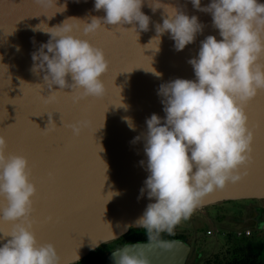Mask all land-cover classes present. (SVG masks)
<instances>
[{"label": "water", "instance_id": "obj_1", "mask_svg": "<svg viewBox=\"0 0 264 264\" xmlns=\"http://www.w3.org/2000/svg\"><path fill=\"white\" fill-rule=\"evenodd\" d=\"M57 2L58 6L66 2L67 10L49 19L57 9H42L33 0H0V136L7 141L6 155L28 159L31 181L37 188L31 216L37 240L50 237L43 243L55 246L62 264H76L129 230L142 228L136 221L146 209L144 204L155 202L140 193L149 175L142 134L152 114L162 120L166 115L159 86L176 78L195 80L188 61L198 57L207 36L222 37L211 14L196 10L191 0H144L142 11L150 17L148 31L137 32L130 29L132 25L124 26L129 29L105 25L85 34L83 21L70 20L67 23L79 25L73 35L103 49L109 61V70L101 77L106 94L74 102L75 93L65 89L49 102L43 73L36 75L31 70L32 53L49 40V35L34 29L47 31L48 26L59 25L68 17L90 23L91 16L105 15L103 10L94 11L95 0ZM210 3L201 0L202 6ZM150 6L160 8L153 13ZM173 7L197 16L204 25L202 33L182 51L175 50L169 33L163 34L160 44L152 40L155 24L173 14ZM53 88L58 90V86ZM245 112L254 135L252 159L241 167L239 182L206 194L196 210L219 203L264 200V91L246 104ZM126 116L133 119L135 131L122 119ZM81 120H87L88 127L74 135L68 125ZM47 125L48 130L42 131ZM137 136L141 140L132 143ZM4 206L6 201L0 197V208ZM112 214L108 220L103 218ZM76 223L81 226L70 230ZM13 228L14 223L0 220L4 234ZM255 230L264 232V224ZM3 233L0 246L11 239ZM167 242L173 243L171 249L160 248L158 242H135L118 249L128 248L130 254L143 251L151 264H185L189 245L181 240ZM112 252L101 264H114Z\"/></svg>", "mask_w": 264, "mask_h": 264}, {"label": "clouds", "instance_id": "obj_2", "mask_svg": "<svg viewBox=\"0 0 264 264\" xmlns=\"http://www.w3.org/2000/svg\"><path fill=\"white\" fill-rule=\"evenodd\" d=\"M33 2L45 10L57 9L49 19L67 10L66 2L59 6L57 0ZM191 3L196 10L211 14L222 39L207 36L201 42L198 57L188 61L195 80L176 78L159 86L158 95L162 97L166 115L163 120L157 114L146 119L147 130L142 136L149 175L140 193L141 196L146 193L155 202L148 203L136 224L146 229L150 241H157L165 231L172 234L174 227L192 215L206 194L242 179L240 169L252 159L254 139L245 106L264 91V3L259 0H211L207 6H202L201 0ZM143 6L144 0H95L94 11L103 10V17L91 16L90 23L68 17L59 25L48 26L47 31L34 29L49 35V40L31 55L32 72L43 73V85L50 90L46 100L54 101L65 89L75 93L74 102L106 94L101 77L108 72L109 61L103 49L73 35L79 25L68 21H83L85 34L105 25L125 29H129L125 25H132L130 29L137 32L148 31L150 17L142 11ZM151 8L155 13L160 7ZM173 8L175 12L163 17L162 24H155L156 35L152 40L160 44L163 34L169 33L175 50L182 51L202 33L204 25L197 16ZM53 86H58V90ZM122 119L132 131L136 130L132 118ZM68 127L79 135L88 127V121L81 120ZM41 130L47 131L48 125ZM141 138L135 137L132 143ZM7 147L5 137L0 136V197L6 201V206L0 208V220L14 223L10 233H3L11 239L0 246V264H62L55 246L40 243L33 230L31 216L37 188L31 181L28 159L23 155H6ZM158 246L171 249L173 243L158 241ZM112 256L114 264H151L143 251L130 254L128 248L117 249Z\"/></svg>", "mask_w": 264, "mask_h": 264}, {"label": "rangeland", "instance_id": "obj_3", "mask_svg": "<svg viewBox=\"0 0 264 264\" xmlns=\"http://www.w3.org/2000/svg\"><path fill=\"white\" fill-rule=\"evenodd\" d=\"M257 201L260 205H264V200L219 203L197 209L188 219H182L174 227L173 234L182 236L189 244L190 253L185 264H223L233 259L252 256L262 262L258 254L263 247H255L257 250L251 253L250 243L243 244L244 240L240 242V239H235L236 233L247 230L251 234L255 233L254 243L264 241V232L257 237L260 231L255 230L252 223H238L251 218L253 212H249L247 208L251 204H256ZM207 231L209 235L205 234ZM234 241H239L243 245H238Z\"/></svg>", "mask_w": 264, "mask_h": 264}, {"label": "trees", "instance_id": "obj_4", "mask_svg": "<svg viewBox=\"0 0 264 264\" xmlns=\"http://www.w3.org/2000/svg\"><path fill=\"white\" fill-rule=\"evenodd\" d=\"M173 240H180V236L173 233L169 234L165 231L159 234L157 241H150L148 239L146 229L144 228L131 229L117 240L98 247L94 252L88 254L86 257H84L76 264H101L102 259L106 254V252L116 249L124 244H131L135 242L147 243V242L173 241ZM224 264H262V263L254 259H250L248 257H242V258L230 260L229 262H226Z\"/></svg>", "mask_w": 264, "mask_h": 264}, {"label": "flooded vegetation", "instance_id": "obj_5", "mask_svg": "<svg viewBox=\"0 0 264 264\" xmlns=\"http://www.w3.org/2000/svg\"><path fill=\"white\" fill-rule=\"evenodd\" d=\"M263 202V201H262ZM247 210L249 211V212H253V215L251 216V218H248V219H245V220H243V221H240V222H238V223H240V224H246L247 222H250V223H252L253 224V226H254V229H259L260 228V226H262L263 224H264V205H260V203L257 201L256 202V204H251V206L249 205L248 206V208H247ZM242 231H245V230H242ZM208 232V231H207ZM209 233V232H208ZM261 233V232H260ZM206 234V233H205ZM210 234V233H209ZM208 234V235H209ZM252 234L251 233H249L247 236H244V235H239L238 237H235V239H237V240H239L240 239V242L242 241V240H244V242H243V244H245V243H250V247H251V253H253L254 252V250H257V248H254V241L251 243V242H247V237H250ZM178 236H180V235H178ZM180 240L181 241H185V239L182 237V236H180ZM186 242V241H185ZM187 243V242H186ZM234 243H237L238 245H243L242 243L240 244L239 243V241H234ZM188 244V243H187ZM189 245V244H188ZM122 246V245H121ZM120 246V247H121ZM120 247H118V248H120ZM118 248H116V249H118ZM116 249H113V250H110L109 252H111V251H114V250H116ZM109 252H106V254L107 253H109ZM105 254V255H106ZM104 255V256H105ZM258 256H261V257H259V258H261L260 260L264 263V249L261 251V253L260 254H258ZM242 258V257H241ZM248 258H250V259H254V260H256L257 261V259H255L254 258V256H252V257H248ZM259 262V261H258ZM262 262H260V263H262ZM262 263V264H263ZM224 264V263H223Z\"/></svg>", "mask_w": 264, "mask_h": 264}, {"label": "bare ground", "instance_id": "obj_6", "mask_svg": "<svg viewBox=\"0 0 264 264\" xmlns=\"http://www.w3.org/2000/svg\"><path fill=\"white\" fill-rule=\"evenodd\" d=\"M147 205H148V204H144V207H147ZM145 210H146V209H145ZM145 210H144V211H145ZM129 212H130V211H129ZM116 213H117V214H116ZM116 213H115V217H117V215H119L118 212H116ZM120 213H121V212H120ZM112 217H114V214H112L111 216H106V215H105V217H103V218L106 219V220H108V219H110V218H112ZM72 226H73V225H72ZM80 226H81L80 223H79V224L76 223V225L74 224V226L72 227L73 229H70V230H74V231H75V230H77ZM70 230H69V231H70ZM62 231H63V230H62ZM59 232H60V231H59ZM59 232H57V233H59ZM62 233H63V232H62ZM59 235H60V234H58V236H59ZM48 238H50V237H48ZM48 238L43 239L42 241H39V242L43 244V242L46 241Z\"/></svg>", "mask_w": 264, "mask_h": 264}, {"label": "crops", "instance_id": "obj_7", "mask_svg": "<svg viewBox=\"0 0 264 264\" xmlns=\"http://www.w3.org/2000/svg\"><path fill=\"white\" fill-rule=\"evenodd\" d=\"M254 234H255V233L253 232V234H252L250 237H247V241H248V242H251V243H252V242L254 241V239H256V238H253ZM260 234H262V233H259V235H256V236L259 237ZM263 235H264V234H263ZM258 241H259V240H258ZM253 243H254V242H253ZM263 243H264V241L261 243V240H260V242H257V241H256V242L253 244V245H254V248H255V247H258V248H259V247L261 246V247H263V249H264V244H263Z\"/></svg>", "mask_w": 264, "mask_h": 264}, {"label": "built area", "instance_id": "obj_8", "mask_svg": "<svg viewBox=\"0 0 264 264\" xmlns=\"http://www.w3.org/2000/svg\"><path fill=\"white\" fill-rule=\"evenodd\" d=\"M249 233H250L249 231L245 230V231H243V232H241V233H236L235 237H238L239 235L247 236ZM208 234H209V233L206 232V235H208Z\"/></svg>", "mask_w": 264, "mask_h": 264}, {"label": "snow or ice", "instance_id": "obj_9", "mask_svg": "<svg viewBox=\"0 0 264 264\" xmlns=\"http://www.w3.org/2000/svg\"><path fill=\"white\" fill-rule=\"evenodd\" d=\"M0 233H3L2 229H0Z\"/></svg>", "mask_w": 264, "mask_h": 264}]
</instances>
